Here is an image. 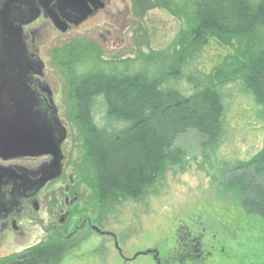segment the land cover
Here are the masks:
<instances>
[{
    "label": "trees",
    "instance_id": "obj_1",
    "mask_svg": "<svg viewBox=\"0 0 264 264\" xmlns=\"http://www.w3.org/2000/svg\"><path fill=\"white\" fill-rule=\"evenodd\" d=\"M132 4L138 16L160 8L182 21L171 48L106 60L89 38L75 37L52 52L63 93L62 116L81 153L78 169L93 206L153 193L169 169L186 165L174 141L189 130L201 137L203 151L214 152L224 135L222 88L227 85L240 83L264 122V0ZM210 42L228 54L208 73L188 77V88L182 91L183 67ZM78 68L89 70L77 75ZM226 173L225 191L245 215L264 220V189L256 180L264 177V150ZM223 174L213 176L217 184ZM73 248L70 242L52 239L0 264H59Z\"/></svg>",
    "mask_w": 264,
    "mask_h": 264
},
{
    "label": "rangeland",
    "instance_id": "obj_2",
    "mask_svg": "<svg viewBox=\"0 0 264 264\" xmlns=\"http://www.w3.org/2000/svg\"><path fill=\"white\" fill-rule=\"evenodd\" d=\"M129 1L115 0L117 21L104 23L92 19L74 30L77 35H84L98 28L100 36L90 38L101 45L106 35L104 29L116 24V33L120 36L113 37L116 42L114 48L103 49L106 60L111 57L133 59L137 52L147 55L150 51H165L171 48L183 27L182 21L166 10L152 8L123 31L122 16L129 9ZM176 1L182 3L183 0ZM126 24L128 20L123 25ZM65 37L67 39L51 32L48 47L51 44L53 48L64 46L70 40L69 36ZM227 54L226 48L210 42L183 67L179 88L186 91L188 77L208 73ZM40 57L46 64L45 74L60 86L59 90L55 83L56 104L63 112L62 87L53 64L52 51L45 49ZM88 70L78 68L75 73L82 75ZM222 99L225 108L224 135L214 152L203 151L201 137L196 131L189 130L174 141V148L184 153L186 165L182 169H169L153 193L138 199H119L101 207L93 206L91 193L82 195L81 202L85 207L88 203L92 206L89 209L83 207V215L90 216L107 234L98 235L89 231L82 233L78 239H72L70 244L74 248L59 264H155L152 256L142 254L148 251L158 253L162 264H264V220L245 215L233 194L224 189L229 180L227 170L264 150V122L259 107L240 83L222 88ZM60 118L67 124L64 115ZM99 119L97 116L96 123L102 125ZM68 133L70 138L68 136L65 149L71 152L69 130ZM72 148V161L79 167L81 153L77 146ZM219 174L225 175L220 185L213 179ZM256 180L264 189V177H257ZM187 228L193 230L199 243L193 250L195 257L190 261L181 260V256L179 258L178 242L184 238ZM41 235L37 228H31L26 231L24 239L15 242L5 240L0 243V257L34 246L41 241Z\"/></svg>",
    "mask_w": 264,
    "mask_h": 264
},
{
    "label": "water",
    "instance_id": "obj_3",
    "mask_svg": "<svg viewBox=\"0 0 264 264\" xmlns=\"http://www.w3.org/2000/svg\"><path fill=\"white\" fill-rule=\"evenodd\" d=\"M35 3L62 34L77 30L92 16L86 0H0V159L49 158L31 168L40 176V187L61 171L69 133L56 104L60 86L45 74L39 43L31 51V35L22 30L39 18ZM19 168L28 180L30 169Z\"/></svg>",
    "mask_w": 264,
    "mask_h": 264
},
{
    "label": "flooded vegetation",
    "instance_id": "obj_4",
    "mask_svg": "<svg viewBox=\"0 0 264 264\" xmlns=\"http://www.w3.org/2000/svg\"><path fill=\"white\" fill-rule=\"evenodd\" d=\"M132 3L133 0L130 2L129 9H126V13H123L122 16L124 17L123 24L128 20V24H122L123 31L127 27H131L133 20L135 21L138 17L141 18L134 13ZM116 4L115 0H86L87 9L92 16L88 20L96 19V21L104 23L117 21V16L114 14L117 8ZM35 5L39 8L38 20L28 26L22 27L24 32L29 31V36L31 35L32 38L29 49L34 51L36 44L39 43L38 51L41 54L45 49H50L53 52L55 47L53 48L52 44V46L48 47V43L51 40L50 33H58L57 29L45 18L44 9L38 6L37 3ZM67 24L69 25L68 22ZM112 25L114 27L111 26L107 30L104 29L106 35L101 45L95 44L102 53H104L103 49L109 46L114 48L116 42L113 37L115 35L120 36L116 33V24L113 23ZM100 32L97 28L95 31L85 33L84 35H77L78 33L74 31L58 34L65 39H67L65 36H69V39L78 37L89 38L92 41L91 38L99 37ZM123 41L125 42V39ZM73 146L74 144H72L71 150H69L71 152L62 150L64 164L56 178L44 182L40 187L37 185L40 176H36L32 169L39 162L49 160V158L0 159V243H3L5 240L15 242L18 239H24L26 231H30L31 228H37L39 233L42 234L40 244L52 239L70 242L72 239H78L82 233H89V231H93L98 235L107 234L99 229L100 226L95 224L90 216L83 215L82 213V209L85 207L84 203L81 202L82 195L91 193V191L83 184L79 169L72 161ZM19 167L30 169L28 171V180H25L21 176L20 172L22 171H20ZM197 238V235L193 233L191 228L186 229L184 238H182L181 242H178L180 246L179 258L181 256V260L190 261L192 257H195L193 250L199 245L196 240ZM37 244L28 246L14 255L1 256L0 260L21 256L29 252ZM147 255L152 256L155 264H162L158 253L148 251ZM125 261L127 260L125 259Z\"/></svg>",
    "mask_w": 264,
    "mask_h": 264
}]
</instances>
